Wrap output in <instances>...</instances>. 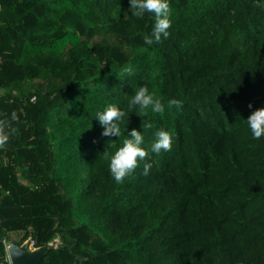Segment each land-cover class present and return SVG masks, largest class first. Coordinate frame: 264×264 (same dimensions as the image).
I'll return each instance as SVG.
<instances>
[{"label":"trees","instance_id":"obj_1","mask_svg":"<svg viewBox=\"0 0 264 264\" xmlns=\"http://www.w3.org/2000/svg\"><path fill=\"white\" fill-rule=\"evenodd\" d=\"M169 5L148 44L155 16L129 0H0V264L30 236L60 240L35 264H264V136L245 120L264 107V0ZM140 83L165 110L103 136L96 111ZM147 122L144 146L164 127L172 147L117 182L110 155Z\"/></svg>","mask_w":264,"mask_h":264},{"label":"clouds","instance_id":"obj_2","mask_svg":"<svg viewBox=\"0 0 264 264\" xmlns=\"http://www.w3.org/2000/svg\"><path fill=\"white\" fill-rule=\"evenodd\" d=\"M129 10L136 16H143L145 12L154 14L155 22L151 34L144 36L146 43L152 44L154 41H160L162 37L169 36L168 29L172 23L169 0H129ZM167 104L179 108L182 101L171 97L167 100ZM149 108L152 112L159 113L165 110V105L162 103L161 97L150 90L147 84L140 83L129 94L126 107L117 103H108L103 110L96 111L95 119L102 126L101 134L103 136L119 138L122 133V124L125 119L129 121V114L147 112ZM245 120L250 134L254 138L264 136V107L253 110ZM150 127H152L151 122H147L141 125L142 131L136 128L129 129L122 144L110 155L108 167L117 182L122 181L126 175L131 173L138 162L143 160L149 152L160 153L162 150L172 147V133L164 127H159L154 130V139L146 148L143 129ZM125 130L126 127L123 131L125 132ZM144 167L147 171L148 163H145Z\"/></svg>","mask_w":264,"mask_h":264},{"label":"water","instance_id":"obj_3","mask_svg":"<svg viewBox=\"0 0 264 264\" xmlns=\"http://www.w3.org/2000/svg\"><path fill=\"white\" fill-rule=\"evenodd\" d=\"M59 242L60 240L56 238L46 245L34 246L31 236L21 244L10 241L7 244L8 257L12 264H35L40 262L50 249L56 248Z\"/></svg>","mask_w":264,"mask_h":264},{"label":"built area","instance_id":"obj_4","mask_svg":"<svg viewBox=\"0 0 264 264\" xmlns=\"http://www.w3.org/2000/svg\"><path fill=\"white\" fill-rule=\"evenodd\" d=\"M8 262H9V264H12V263L10 262V260H9V257H8Z\"/></svg>","mask_w":264,"mask_h":264}]
</instances>
